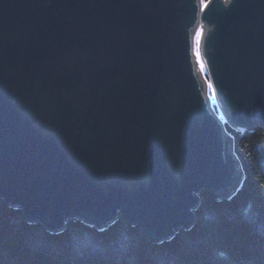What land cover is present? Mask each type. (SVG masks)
I'll return each mask as SVG.
<instances>
[{
  "label": "water",
  "instance_id": "1",
  "mask_svg": "<svg viewBox=\"0 0 264 264\" xmlns=\"http://www.w3.org/2000/svg\"><path fill=\"white\" fill-rule=\"evenodd\" d=\"M201 8L0 0V199L54 231L122 216L161 242L193 227L204 190H236L191 34L214 26L200 51L229 125H264V0Z\"/></svg>",
  "mask_w": 264,
  "mask_h": 264
},
{
  "label": "trees",
  "instance_id": "2",
  "mask_svg": "<svg viewBox=\"0 0 264 264\" xmlns=\"http://www.w3.org/2000/svg\"><path fill=\"white\" fill-rule=\"evenodd\" d=\"M224 128L243 180L226 198L200 193L191 229L154 242L120 216L104 229L71 220L54 233L0 199V264H264V125Z\"/></svg>",
  "mask_w": 264,
  "mask_h": 264
},
{
  "label": "rangeland",
  "instance_id": "3",
  "mask_svg": "<svg viewBox=\"0 0 264 264\" xmlns=\"http://www.w3.org/2000/svg\"><path fill=\"white\" fill-rule=\"evenodd\" d=\"M209 0L207 1H203L202 0V3H201V6L202 8L204 7V5L206 4V2H208ZM231 0H222L223 2V5H228V2H230ZM198 10V9H197ZM199 10H198V13H197V17L199 16ZM200 20V19H199ZM213 30H214V26L212 24L210 25H206L205 23H196V26L194 27L193 31H192V39H194L195 41L192 40V48H194V52H195V56H197L198 60H199V65H198V68L201 70L200 73L204 76V78L201 76V80L203 81L205 87H206V93L207 95H209V98H210V108L214 111L213 113H216V116H218L217 118L220 120V122L223 124H225L226 122L230 123L229 121H227V118H232L230 113L228 114V117H226L225 114H223V112L221 111V107L219 106V104L216 102V98L213 94V91H212V88H211V82L209 80V77H208V74H207V70H206V65H205V62L203 60V57H202V54H201V51H200V39L202 38V36H205V35H208V36H211V34L213 33ZM206 83L208 84V87L206 86ZM226 132V131H225ZM227 133V132H226ZM228 135V134H227ZM229 136V135H228ZM220 143H221V146H225L226 148H231L232 149V145L230 143V141L227 139V137L223 136L222 138H220ZM224 156H225V162H229L231 161L234 162L232 160V158L228 155V153H224ZM235 162H236V165L239 167V172H240V175L241 174V170H240V166H239V162L236 161L235 159ZM229 175L231 174V177H236V174L234 172V169L233 167H231L230 169V172L228 173ZM228 175V177H230ZM239 175V177H241ZM242 183V179H241V182H240V185ZM239 185V186H240ZM236 186V183L229 188V194L232 190H234ZM238 186V188H239ZM120 217V216H119ZM122 217V216H121ZM130 223V222H129ZM131 224V223H130ZM133 225V224H131ZM133 226H136V225H133ZM179 231V230H178ZM176 233V232H175Z\"/></svg>",
  "mask_w": 264,
  "mask_h": 264
},
{
  "label": "bare ground",
  "instance_id": "4",
  "mask_svg": "<svg viewBox=\"0 0 264 264\" xmlns=\"http://www.w3.org/2000/svg\"><path fill=\"white\" fill-rule=\"evenodd\" d=\"M200 3H202V0H200ZM203 4V3H202ZM202 7V6H201ZM202 9V8H201ZM199 19H200V17H199ZM198 19V21L196 22V23H203V21H202V18L199 20ZM204 24V23H203ZM193 41H195L194 39H192ZM195 48V47H194ZM194 48H192V56H193V58H192V56H191V58H192V63H193V70H194V73L196 74V77H197V79H198V81H200V83H201V76L204 78V76L200 73V69L198 68V65H199V60H198V58H197V56H195V52H194ZM201 75V76H200ZM206 86L208 87V84L206 83ZM211 88H212V86H211ZM202 96L205 98L204 100H205V102H206V104H207V106H208V109L210 110V111H212V112H214L211 108H210V104H209V102H210V98H209V95H207V93L205 92V93H202ZM217 102V101H216ZM220 106V105H219ZM221 111L223 112V110L221 109ZM214 114V116L215 117H218V116H216V113H213ZM223 114H224V112H223ZM221 123V122H220ZM222 124V123H221ZM227 124H229V123H227ZM215 125H216V127L219 129V127H221L219 124H217V123H215ZM218 125H219V127H218ZM222 126H223V128H224V123L222 124ZM256 127H258V126H256ZM255 128V127H254ZM221 130H222V128H221ZM224 130H225V128H224ZM222 133H223V130H222ZM227 134V133H226ZM227 139H229L230 140V143H231V145H232V140H231V136H228L227 135ZM232 147V146H231ZM233 151V150H232ZM228 155L232 158V160L234 161V163H233V165H232V167H233V169H234V172H235V174H236V177H239V175H240V172H239V167L236 165V162H235V159H236V161H238L237 160V158L235 157V155H234V153H233V155L234 156H232V152H231V148H229L228 149ZM242 180H243V177H242ZM235 189L234 190H232L231 191V193L230 194H228V195H226V197H229L230 195H232V194H234L235 193ZM225 197V198H226ZM198 198H199V196H198ZM216 198H219V199H222V197H219V196H216ZM118 220V219H117ZM117 220H115L112 224H114ZM64 227H65V225H64ZM107 228V227H106ZM48 231H51V232H54V233H60V232H62L63 231V229L62 230H60V231H54L53 229H50V228H46ZM98 229H101V228H98ZM104 229V228H103Z\"/></svg>",
  "mask_w": 264,
  "mask_h": 264
}]
</instances>
